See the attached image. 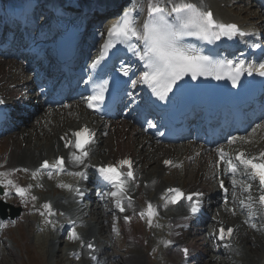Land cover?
I'll return each instance as SVG.
<instances>
[{
    "label": "snow or ice",
    "instance_id": "snow-or-ice-1",
    "mask_svg": "<svg viewBox=\"0 0 264 264\" xmlns=\"http://www.w3.org/2000/svg\"><path fill=\"white\" fill-rule=\"evenodd\" d=\"M172 13H175L174 19L170 20V12L166 11L164 7L158 4H153L150 7L149 19L143 24L142 28L137 27V22L132 12H127L122 17L121 21L114 24L109 29V37H122L125 40H131L133 37L143 42L144 48L142 52H136L139 58L144 61L147 71L144 72L142 82L149 85L153 92L161 99H165L168 92L172 90L173 85L176 81L181 79L184 75L191 73L193 78L199 75H215L217 79H221V72L228 71L231 73V79L233 83H236L237 78L241 74L244 66L241 64L233 70V62L228 61L226 64H214L208 57L197 55L193 49H189L183 46L182 38L184 36H196L202 39H208L209 36H217L214 29H219L221 33L227 36H231L235 33H239L240 29L235 24H222L218 23L211 11H202L194 4L183 3L172 8ZM242 34V33H241ZM109 45H105L107 48ZM135 51V50H134ZM254 69L249 68V74ZM127 75V71H125ZM259 75L264 76V63L259 65ZM103 88L97 96L91 98L92 101L103 100ZM2 102V101H0ZM92 108L93 103L88 105ZM77 137L75 142V148L80 150V155L73 152V158L80 163H84L85 158L88 157L89 153L86 150V146L92 142L93 133L85 126L82 130L74 133ZM221 151V159H224V152ZM264 157V153L261 154ZM256 158H246L244 153L241 152L237 155L234 163L231 159L227 160L229 171L235 175L238 170V166H243V169L250 170L252 179H258L261 186V195L259 196V203L264 205V159L261 162H255ZM165 163H171L165 161ZM64 164L63 158H59L54 165L51 167L62 168ZM127 165L129 169L132 167L131 160L120 161V166ZM43 167H50L48 161H44ZM243 169H241L243 171ZM101 174L106 180L114 183L117 192L111 193L112 196L117 197L116 206L121 212L125 211L121 203V197L125 192V181L121 179L122 173L118 171L117 166L108 165L101 167ZM5 174L0 173V177ZM74 175L82 176L87 178L84 173H74ZM244 175H249L248 172H244ZM128 177H133V172L129 170L127 172ZM11 185L13 182L9 180L7 182ZM236 181L233 180V184ZM63 187V185H61ZM221 187H223V181H221ZM19 195L24 196L26 189L22 187L16 188ZM251 190L249 184L246 191ZM169 192L175 193V197L171 200L172 203L178 202V200L184 197V193L179 189H169ZM196 196L202 195V193H196ZM35 199V197H33ZM187 199L191 201L192 195H188ZM251 199V197H249ZM244 203L243 201L241 202ZM199 201L197 200L191 207V211L195 213L198 210ZM251 209V204L245 205ZM45 208L51 209L50 204H46ZM148 215L151 217L155 215V212L151 205H149ZM126 220L130 219L125 217ZM255 227V225H253ZM233 229H227V235L230 237ZM73 236H76L73 231ZM220 238H225V229H220ZM91 248L92 245H89ZM184 254H189L188 249H184Z\"/></svg>",
    "mask_w": 264,
    "mask_h": 264
},
{
    "label": "bare ground",
    "instance_id": "bare-ground-1",
    "mask_svg": "<svg viewBox=\"0 0 264 264\" xmlns=\"http://www.w3.org/2000/svg\"><path fill=\"white\" fill-rule=\"evenodd\" d=\"M19 1L15 0L14 2ZM184 2H189L190 0H179ZM237 0H208L210 6L214 8L216 13L220 15L225 20H237L242 25H250L251 23L246 22L245 20L239 18L240 15L234 16L230 12V7L235 5V2ZM247 2V0H243ZM12 2V3H14ZM224 4V6H222ZM248 12V10H246ZM251 17V16H250ZM8 64H4V66H0V94L7 96L8 90L10 88V84H13L17 81H20L21 79L15 81L17 78V73L13 70L14 66H7ZM56 115V116H53ZM31 119V116H30ZM28 118V121H30ZM45 119L46 122L43 123L42 120ZM86 119V116L83 112V109L81 107H76L69 109L68 111H65L63 114H55L53 113L52 116L42 117L41 121L32 123V126L34 129H37V137L36 139H33L31 136V133L27 134L26 137V145L22 146L20 142H23L18 139H13L11 142V147L9 150L6 151L3 159H7L6 165H4V168L8 169V173L12 174L15 178L16 182L20 185H29V187L32 186V183L29 181L27 182H20L18 178L20 176H24L22 171L18 170V167L24 166V167H31L34 168L38 164H40V161L42 159H45L46 157H55L58 153L64 151L63 149V143L60 139V135L63 133H66L67 127L74 128L76 125H78L82 120ZM126 124V123H125ZM124 130L120 129V126L118 123L116 125L110 127L108 131V135L112 137V142L107 143L104 146H101L99 149H96V151H93L89 161L94 162L96 159L98 160H108L117 157L121 153H126L129 151H132L135 155L136 161L138 162L139 166V172L141 174V180L149 181V185L154 189V193L150 191L148 199L141 200L142 195L145 191L148 189H145L142 187H136L133 186L132 190L134 191V195L137 197V201L135 202V206L138 210H141L142 208L147 207L148 205L156 206L160 213L162 215H166V209H169V213L167 214V218L164 221L163 224H168L169 229L172 231L177 230L176 234H172V237L170 238V241L175 243V245H172L170 247L174 248L176 245L180 243V241L183 239V233H184V226L186 224V211L183 207H164V201L162 198L164 194V190L167 186L170 184H167L168 180H165L163 178L164 176V170L156 169L154 172H152L149 168L145 167L144 165H141L140 157L142 156L140 151L144 150L146 152L145 155H152L153 158H157L161 153L167 154L168 150L172 152V154L176 157V163L182 162L185 163L188 158H186L189 154L187 151L189 149V146H184L183 148L180 147H172L170 149L156 146H151L149 141L150 139H147L146 143H144V140H139V146L136 148L131 144L132 139L135 134H133L132 131L125 133V127L123 126ZM135 131H138L136 128ZM255 134H257L261 139L254 143V145H246L243 148L246 152L249 154H252L254 152L259 151V149L264 148V127L260 129V131H254ZM129 134L128 140L126 142H122L121 138L122 136H126ZM131 136V137H130ZM116 145L119 147L117 148ZM258 148V149H257ZM138 150V151H137ZM97 155V156H96ZM196 165L194 166V179L195 181H190L187 183L186 180L183 181L184 186L189 187V190L192 191L193 189H197V186H199V182L203 179L204 170L202 168V162L203 158L196 160ZM14 169L13 167H16ZM184 173H187V168L185 167ZM155 183V185H154ZM151 188V189H152ZM35 193L32 191L30 192V198L33 199L35 197ZM158 196L160 198H158ZM148 200H152L153 203H150ZM54 201L56 203L57 209L60 211H66L67 215L71 214H77L74 207H71L72 204V195L69 194V192H66L62 195L57 196L54 198ZM219 204L216 202L211 208L210 211L214 212L216 209V205ZM32 208L33 209H40V211H44L46 213H52L51 209L45 208L42 206L39 201H32ZM180 208V210H178ZM217 210L221 211V208H218ZM97 214L100 215V212H97ZM32 218H28V220H31ZM38 219L37 217L35 218ZM219 221H224L222 218H218ZM210 222H213L212 219L209 220ZM176 223V227L172 228L171 224ZM183 225V227L178 228V226ZM237 230H240L238 232L239 238L241 239V242L238 243L237 249L232 253L231 257H235L238 259V256L236 254L238 253H245L249 251V245L250 243L254 244L255 246H261L262 249H264V237H262L260 234H255L251 232L249 229L244 230L243 228L240 229V224L237 223ZM97 227L92 224V222H89V227L86 230V234L90 237H93L96 235ZM240 232H243L242 237L240 235ZM251 232V234H249ZM198 240L196 243H192V247H196V244H202V240L200 237L197 238ZM134 241L136 242V248L131 249L128 253L124 255V260L129 264H149V257L147 253L144 251V249L147 247L145 240H138L136 237L134 238ZM243 242H246L243 244ZM108 243L106 242L105 245ZM252 246V245H251ZM4 251L0 248V254ZM170 253V250L168 251ZM207 254L210 253V247L207 248L206 251ZM254 259H248L246 258V261H250V264H260L257 260H260L261 254H257L253 257ZM169 264H184L183 261V253L179 252L178 250H175V255H170V258L168 259ZM226 262V261H225Z\"/></svg>",
    "mask_w": 264,
    "mask_h": 264
},
{
    "label": "rangeland",
    "instance_id": "rangeland-1",
    "mask_svg": "<svg viewBox=\"0 0 264 264\" xmlns=\"http://www.w3.org/2000/svg\"><path fill=\"white\" fill-rule=\"evenodd\" d=\"M28 127H30V125ZM28 127H27V130H29ZM31 133L35 134V131ZM179 177H180V172H175L173 176L170 178L178 181ZM96 220L97 218L94 217V221ZM28 229L30 228L22 226L21 228L15 229L13 231L14 235L17 237V239H19V244H17V246L19 247V250L8 255L5 261H0L1 264H22L24 260H28L29 258H30L29 264H69L66 262V260H63V262H61L60 258H64V259L66 258L64 254L59 253L57 257L51 256L49 254L48 241H45V237L39 238L37 235L33 237L32 233L29 232ZM242 234L243 232H240L241 237H242ZM35 242H41L42 245L40 247L34 248V251L30 253L29 254L30 257H28L26 248H25V243H28L29 245L33 246ZM120 243L121 244H119L118 248L113 250V252L115 253L114 256L117 257V261H118L117 264H122L120 260V255L128 251V248H126L125 246L126 245L125 240H122ZM249 245L254 246L253 244H249ZM65 247L66 246H62L61 249H64ZM258 250H259V253L262 252V250L259 247H258ZM225 261H226L225 257L218 258L217 256H215L213 257V259H211L210 257H208L207 259H204L201 262V264H232V263L225 262ZM157 263H158V260L156 259L152 261V264H157ZM123 264H126V263H123ZM236 264H243V262L239 261Z\"/></svg>",
    "mask_w": 264,
    "mask_h": 264
}]
</instances>
